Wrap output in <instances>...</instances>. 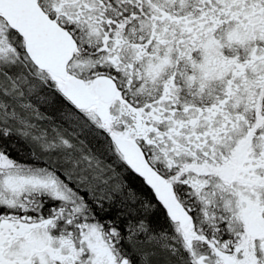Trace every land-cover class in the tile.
<instances>
[{"label":"snow or ice","instance_id":"1","mask_svg":"<svg viewBox=\"0 0 264 264\" xmlns=\"http://www.w3.org/2000/svg\"><path fill=\"white\" fill-rule=\"evenodd\" d=\"M0 264H264V0H0Z\"/></svg>","mask_w":264,"mask_h":264}]
</instances>
